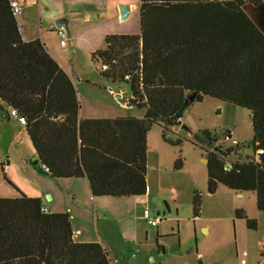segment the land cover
<instances>
[{
	"label": "trees",
	"instance_id": "1",
	"mask_svg": "<svg viewBox=\"0 0 264 264\" xmlns=\"http://www.w3.org/2000/svg\"><path fill=\"white\" fill-rule=\"evenodd\" d=\"M11 3L0 0V104L25 118L37 167L45 165L51 178H87L94 197L145 196L152 126L169 142L170 128L205 97L248 110L249 147L264 153L263 0H138L140 34L109 35L92 54L100 75L129 86L132 105L145 110L143 119L115 120L80 118L72 79L41 40H23ZM196 138L211 147L217 141L208 131ZM234 151L204 150L208 191L255 192L264 212V158L228 169L224 156ZM17 191V198H0V264H112L100 243L74 241L68 213H44L41 199ZM201 205L195 192V218ZM235 217L257 231L243 210Z\"/></svg>",
	"mask_w": 264,
	"mask_h": 264
},
{
	"label": "rangeland",
	"instance_id": "2",
	"mask_svg": "<svg viewBox=\"0 0 264 264\" xmlns=\"http://www.w3.org/2000/svg\"><path fill=\"white\" fill-rule=\"evenodd\" d=\"M84 1H57L61 7L73 5L75 7L72 11L73 21L76 20L80 24L79 30L75 31L74 28L72 33V37H75V33L79 36L77 45L74 43L77 53H74L75 49L70 46L64 48L60 45L58 47L59 54L68 64V68H71V72H75L80 78L89 79L91 82L90 85L80 83L79 88L82 93L80 94L77 89L80 101L84 103L85 108L87 105L90 108L97 106L101 112H106L109 108V106L105 107V104L116 103L122 111H127L128 114L144 115L143 109L122 106L115 96L112 98L110 90L101 87L99 83L106 82L104 80L106 78L100 75L97 69L99 65L92 61L90 52L93 47L101 46L99 39L101 34L110 29L120 30L122 27L139 35L141 27L139 7L129 19L121 21L123 26L120 27L111 20L115 0H86L87 3ZM131 1L138 3V0ZM78 3H84L83 5L87 6L89 10L100 5L98 8L105 10L106 16L97 20L99 25L82 24L84 23L83 15L76 8ZM58 39L60 43L59 36ZM111 86L114 90L122 87V85L116 84H111ZM127 90V96H130L129 87ZM116 109L119 108L116 107ZM119 118L138 117L130 115ZM182 127H187V129L184 130ZM205 131L212 133L217 139L212 147L196 138V135L202 138ZM228 133H230V137L227 136ZM25 135L32 153H34L26 131ZM166 138L169 142L164 140L161 126L156 124L152 126L148 135V193H150V197L139 199L138 204L117 198L98 199L97 215H95L97 210L93 206L88 207L90 210L88 227L83 224L80 218L76 221L79 226L85 228L84 232H88L87 230L90 229L92 238L98 240L99 243H104L112 264H240L243 259L252 263L261 261V264H264V247L256 246V234L250 233L245 222L235 217L239 206L250 205L249 197L255 199L256 209V195L248 192L240 196L222 185H218L216 192L210 194L207 165L204 159V150L216 153L221 150L226 153L229 149L235 148L233 153L224 156L226 163L233 164L237 161L245 162L247 160L259 162L257 153L260 151L255 153L249 147L253 138V128L248 110L214 97H205L184 114L180 126L170 128ZM0 140H2L1 137ZM177 141H180V144H177ZM3 142L5 143V141ZM6 150V147L3 148L0 145L1 195L5 183L8 184L7 180L12 184H14L11 181L13 177L28 180L26 173L20 167L14 166V152H9L13 163L9 170ZM31 167L37 168L34 165ZM39 170L38 167L37 171ZM53 183L59 185L58 188L61 191L59 193L62 195L60 201L63 207L70 206L73 196L66 190H61L62 185L70 184L55 180ZM82 183L88 186L86 180ZM195 192L201 195L202 200L200 216L197 218L193 214ZM46 200L51 201L48 200V197ZM136 205H140V207ZM145 211H149L152 217L160 214L162 222L158 224V227L148 225ZM241 225L244 227L243 229H241ZM261 225L264 226V221ZM157 228L165 232L164 234H167L168 237L159 238ZM205 228L209 229V233L204 232ZM147 230L150 232L148 242L146 241ZM139 236L140 238H137ZM156 240L160 241L157 242V246L162 245L163 252L157 248ZM140 242L145 251H142Z\"/></svg>",
	"mask_w": 264,
	"mask_h": 264
},
{
	"label": "crops",
	"instance_id": "3",
	"mask_svg": "<svg viewBox=\"0 0 264 264\" xmlns=\"http://www.w3.org/2000/svg\"><path fill=\"white\" fill-rule=\"evenodd\" d=\"M13 2L18 3V5L22 8V13L17 15V22L18 26L20 28V32L22 35V38L26 42L34 41L36 39L41 40L46 48L48 49L51 56L60 64V66L67 72V74L72 79L74 85L76 86V89H79L80 94L81 88H79L80 83L81 84H91L89 79L86 78H80L75 72H71V68H68V64L65 62V60L62 58V56L59 54L58 47L61 45L59 43L58 34L56 32V23L58 21L64 20L67 22V27L70 32V47L75 49L74 53H77L76 47L79 36L75 33V37H72V33L79 30L80 24H78L75 21H73L72 11L74 10L73 5L68 6H59L60 4L57 3L58 0H11ZM115 7L113 14L111 15V20L114 21L116 24H118L120 27L123 26L120 19V11L119 6L121 4H124L130 8V13L128 16V19L131 17V14L134 11H137L139 4L137 2H132L131 0L126 2L123 0H115ZM86 0L84 1V3ZM89 2V1H88ZM264 2V0H263ZM84 3H78L76 8L81 11L79 12L83 16V22L82 24H90L94 23L99 25L100 23L97 21L99 19H102L106 16L105 10H100L98 7L89 10L87 6H84ZM87 3V2H86ZM90 3V2H89ZM87 5V4H85ZM91 5V4H90ZM95 5V4H94ZM89 6V5H88ZM105 6V5H104ZM107 7V6H105ZM76 15V13H73ZM81 24V25H82ZM54 35V36H52ZM109 35H136L135 33L130 32V30H127L125 28H122L120 30H114L110 29L107 32H103L101 34V46L100 47H93V49L90 51L91 54L95 53L99 50H104L106 47V37ZM92 56V55H91ZM106 82L99 83L102 88H106L107 90H110L113 96H116L117 94H120L122 99L125 100L126 103H131L132 94L130 91V96H127L128 90L127 85H122L119 83H113L109 79H104ZM112 85H122L120 89L114 90L112 88ZM95 85V84H94ZM130 89V88H129ZM110 96V95H109ZM79 97V96H78ZM80 100V99H79ZM112 100V99H111ZM81 103V109H80V118L82 120H115L119 117H125V116H134L138 117L137 119H143L145 116V110L144 115L142 116H135V114H128L127 111H122L121 107L117 105L116 103H108L105 104L106 106H109V108L106 110V112H101L97 106H92L91 108L87 107L85 108V105L82 101ZM122 104V103H121ZM132 104V103H131ZM124 107H131L126 104H122ZM135 107L134 105H132ZM119 108V109H116ZM10 110L11 108L7 106L6 104H0V137L2 140H0V145L5 148L7 151V166L9 167L14 163L15 167H20L21 170L26 173V179L23 180L19 177L11 178V181L14 183L13 185L8 184L4 189L2 190L3 194H0V198H17L20 196L17 189H19L22 193L27 195L31 198H39L41 199L43 205L49 210L51 213H63L66 212L70 215L71 225L74 233V241L79 243H99L98 240L92 238V234L88 229V232H84L85 228H82L79 226L78 222H76L79 218L82 220L83 224L87 225V221L89 220V212L88 207L93 206L97 212H95V215L98 213L99 203L98 199H104V198H111L116 199L113 197H94L91 193L89 182L87 178H80V179H54L49 176L45 171L40 168L39 171H37V155L34 150V153H32L31 147L26 139L25 131L27 133L26 127L24 125H21L16 119L10 116ZM25 131H24V128ZM149 135V133H148ZM29 137V136H28ZM5 141V143L3 142ZM31 141V140H30ZM32 143V142H31ZM5 145V146H4ZM147 146H148V136H147ZM33 147V145H32ZM9 152H14V160L12 163V160L10 159ZM149 155V152H148ZM147 155V156H148ZM148 158V157H147ZM205 159V157H204ZM34 162V163H33ZM206 165L207 161L205 159ZM35 166L37 168H32L31 166ZM148 159H147V187H149V171H148ZM2 171L4 172V166L2 165ZM32 179V180H31ZM53 180L55 181H65L68 182L70 185H62L61 190H66L69 194L73 196L72 200L70 201V206L63 207L60 201L61 192L58 188L59 185L53 183ZM87 181L88 186L83 181ZM81 182V183H79ZM223 186V185H222ZM17 189H16V188ZM225 187V186H223ZM227 188V187H225ZM228 189V188H227ZM230 190V189H229ZM233 191V190H232ZM235 193L239 194L240 196H243L244 194H247L248 192H237ZM256 195L255 192H251ZM149 194V195H148ZM50 197L51 201H47L46 198ZM149 198L150 193H148L147 188V194L142 197H132V198H117V199H123L127 201H133L136 204H138L141 198ZM257 200V196H256ZM250 205L247 206V204H244L243 206H239L240 208H237V210H243L248 218L250 219H256L258 221V229L257 231L249 230L250 233L256 234L257 236V247H264V226L262 227V223L264 221V212H261L257 209H255V199L252 197H249ZM137 207H140V205H136ZM94 215V216H95ZM160 215V214H158ZM152 217V216H151ZM245 222L243 219H239ZM159 225H157L158 227ZM96 227V225H95ZM241 229L244 227L241 225ZM247 227V226H246ZM91 228V226H90ZM205 233H209V229H204ZM149 230L146 232V241L148 242L150 240L149 238ZM157 233L159 238H167V234H164L165 232H162L160 228H157ZM170 235V234H169ZM263 235V236H262ZM174 236V235H171ZM175 237V236H174ZM137 238H140L137 237ZM160 240V239H159ZM159 240H156V246L157 242H160ZM102 246L104 245L103 242L100 243ZM105 248V245L103 246ZM140 247H142V251H145L142 243L140 242ZM158 248V246H157ZM107 249V248H106ZM105 249V250H106ZM159 249V248H158ZM238 249V247H237ZM160 250V249H159ZM108 251V250H107ZM161 251V250H160ZM163 252V251H162ZM159 253V252H158ZM161 253V252H160ZM245 253H247L245 251ZM247 257V255H246ZM111 260V259H110ZM112 263V261H111ZM240 264H261L260 262L252 263L246 259H243Z\"/></svg>",
	"mask_w": 264,
	"mask_h": 264
},
{
	"label": "built area",
	"instance_id": "4",
	"mask_svg": "<svg viewBox=\"0 0 264 264\" xmlns=\"http://www.w3.org/2000/svg\"><path fill=\"white\" fill-rule=\"evenodd\" d=\"M11 7L15 14L18 15L22 13V8L18 5V3L12 1ZM56 32L60 38L61 46L64 48L69 46L70 45V32L68 30V27L65 25H60L59 27H56ZM103 70H107V66H103ZM10 116L16 119L21 125H24V126L26 125L25 118L21 117L15 109L10 110ZM42 170L46 172L47 167L43 165ZM43 212L48 213V209L43 208ZM145 219L148 225L150 226H157L159 223L162 222V217L160 215H157L156 217H151L149 211H145Z\"/></svg>",
	"mask_w": 264,
	"mask_h": 264
},
{
	"label": "water",
	"instance_id": "5",
	"mask_svg": "<svg viewBox=\"0 0 264 264\" xmlns=\"http://www.w3.org/2000/svg\"><path fill=\"white\" fill-rule=\"evenodd\" d=\"M119 11H120V19H121V21H125V20L128 18V16H129L130 8H129L128 6H126V5H120V6H119ZM60 25H65V26H67V22L64 21V20L58 21V22L56 23V27H59ZM115 98H116V100H117L118 102H120V103H122V104H126V105H128V106H132L131 103H126L125 100L122 99V97H121L120 94H117V95L115 96ZM182 129L185 130V129H187V127H182ZM235 155H237V153H235ZM263 158H264V153H263V152L257 153V159H258L259 161H262ZM226 166H227V168H231V165H230V164H227ZM50 199H51V198L48 196V200H50ZM168 211H170L169 208H168Z\"/></svg>",
	"mask_w": 264,
	"mask_h": 264
}]
</instances>
